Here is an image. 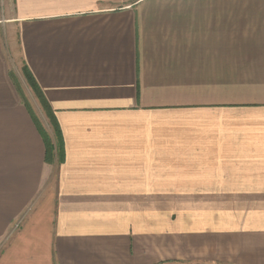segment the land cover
Here are the masks:
<instances>
[{"label": "crops", "instance_id": "0c3cea01", "mask_svg": "<svg viewBox=\"0 0 264 264\" xmlns=\"http://www.w3.org/2000/svg\"><path fill=\"white\" fill-rule=\"evenodd\" d=\"M5 2L0 264H264V0Z\"/></svg>", "mask_w": 264, "mask_h": 264}, {"label": "rangeland", "instance_id": "374dc122", "mask_svg": "<svg viewBox=\"0 0 264 264\" xmlns=\"http://www.w3.org/2000/svg\"><path fill=\"white\" fill-rule=\"evenodd\" d=\"M6 0H0V12L3 5L6 4ZM1 15V13H0ZM1 26V25H0ZM1 28V27H0ZM0 44L3 48V52L6 54L8 65L10 67L11 76L13 77L22 97L24 105L31 111L33 118L39 124L44 133L48 134L53 143L56 142L53 128L51 126V120L48 117V113L45 111L38 97L35 95L31 87L29 86L25 74L24 67L21 62V57L18 51V47L11 44L10 39L0 29ZM58 163V161L56 160Z\"/></svg>", "mask_w": 264, "mask_h": 264}, {"label": "trees", "instance_id": "16d2710c", "mask_svg": "<svg viewBox=\"0 0 264 264\" xmlns=\"http://www.w3.org/2000/svg\"><path fill=\"white\" fill-rule=\"evenodd\" d=\"M23 69H24V74H25V77H26V80H27L29 86L31 87V89L33 90L35 95L38 97V99L40 100L45 111L48 113L47 115L51 120V126L53 128L54 135L56 138V142L53 143L52 140L50 139L49 135L44 133L43 130L40 128L39 124L33 118L31 111L28 109L33 120H34V122H35V124H36V126L40 130V134L42 135V138L46 144V148H47L46 160L48 163H52V162L54 163L57 160L58 164L60 165L65 160L64 139H63V135H62L60 126L57 122L55 115L53 114V112L50 110L48 104L46 103V101H45V99L41 93V90H40L36 80L34 79L33 75L29 71L28 67L24 66Z\"/></svg>", "mask_w": 264, "mask_h": 264}]
</instances>
